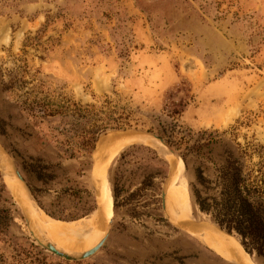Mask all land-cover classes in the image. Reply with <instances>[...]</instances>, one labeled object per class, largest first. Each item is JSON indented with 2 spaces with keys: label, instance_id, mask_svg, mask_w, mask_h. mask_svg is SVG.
Wrapping results in <instances>:
<instances>
[{
  "label": "rangeland",
  "instance_id": "1",
  "mask_svg": "<svg viewBox=\"0 0 264 264\" xmlns=\"http://www.w3.org/2000/svg\"><path fill=\"white\" fill-rule=\"evenodd\" d=\"M34 101L58 113L33 115ZM97 118L105 128L93 149H77L74 133ZM0 119V153L24 181L20 163L29 156L56 172L44 187L29 178L34 193L25 181L27 203L0 154V207L11 217L0 231V264H264L243 258L190 194L194 167L210 175L236 143L246 166L264 161V0H0ZM135 130L161 137L183 159L127 137ZM173 164L169 208L193 234L160 207ZM145 175L151 185L125 200ZM176 196L185 197V214ZM26 215L54 245L87 249L106 227L104 240L88 257L64 260L33 240ZM216 241L237 259L218 254Z\"/></svg>",
  "mask_w": 264,
  "mask_h": 264
},
{
  "label": "trees",
  "instance_id": "2",
  "mask_svg": "<svg viewBox=\"0 0 264 264\" xmlns=\"http://www.w3.org/2000/svg\"><path fill=\"white\" fill-rule=\"evenodd\" d=\"M34 105L38 107H32L31 111L38 117L58 113L57 110L46 107L45 103L34 101ZM113 113L112 107H105L107 120L116 121ZM98 120L102 119H95L91 129H80L74 133L77 137V149L87 152L93 149L97 135L105 128L104 123H98ZM2 124L0 119V134L4 132ZM61 130L68 135L67 129ZM246 155L245 148L236 143L234 148L223 150L221 161L213 166L210 175L200 166L194 167L190 194L197 210L209 216L218 228L233 233L245 253L249 256L254 254L264 257V161L260 159L251 166H246L242 160ZM55 166H59V163ZM20 170L31 193H34V189L29 183V178L38 181L42 187L56 178L54 164L40 156L22 159ZM161 174L163 175V172L158 173L160 177ZM151 178L148 175L142 177L138 186L127 194L125 200L148 188L152 183ZM111 196L115 204L117 192L114 191V185L111 188ZM10 218L8 210L0 207V231L8 224Z\"/></svg>",
  "mask_w": 264,
  "mask_h": 264
},
{
  "label": "bare ground",
  "instance_id": "3",
  "mask_svg": "<svg viewBox=\"0 0 264 264\" xmlns=\"http://www.w3.org/2000/svg\"><path fill=\"white\" fill-rule=\"evenodd\" d=\"M127 137H129V138H133V137H138V136H127ZM140 138H142V137H140ZM143 139V138H142ZM145 140V139H144ZM149 141V140H148ZM162 149V148H161ZM164 150V149H163ZM167 152V151H166ZM168 154H170V155H172L173 157V159L174 160H180L181 161V159L180 158H178L177 156H175V155H173L172 153H169V152H167ZM1 155H3L4 157H6V159H8V164H9V162H10V160H9V158L6 156V155H4V154H2V153H0ZM7 164V167L9 168V165ZM176 167H177V171H176ZM171 170H173V172H172V174H171V177L169 178V182H168V186H169V183L172 181V179H173V177L176 175L177 176V174H178V170H179V164H176V165H172L171 166ZM96 176H97V182H100V175L98 174V170H97V173H96ZM178 183H179V186H178V190H176L174 193H180V191H181V189H182V185H181V180H179L178 181ZM97 189H96V191H97V193H98V197H97V199H98V201H97V204H98V209H99V211H100V213H103V210H104V205H103V193H102V190L100 189V184L99 183H97ZM168 186H167V188H166V193H165V206H166V209H167V211L169 212V215H172V218L171 219H177L178 220V222H179V225H185V227L186 228H188V226L186 225V224H184L183 223V221H182V219L178 216V214L176 213V215H177V217L179 218H177L175 215H174V213L170 210V208H169V196H170V191H169V188H168ZM21 193L22 194H24L23 196H22V198L27 202V203H29L30 202V199L26 196V194L23 192V190H21ZM181 196V195H180ZM180 196H176L174 199H175V202H176V206H177V208H178V210L180 211V212H182V214H185L186 213V207H185V197L184 196H182V197H180ZM187 206V205H186ZM188 209V208H187ZM175 218H174V217ZM110 218H111V213H109L108 214V216H107V219H106V222L107 221H109L110 220ZM175 219V221H177ZM108 223V222H107ZM88 224V223H87ZM181 225V226H182ZM212 225V227L219 233V234H221V235H223V236H225V237H227L231 242H233L236 246H237V248H238V251H239V253L243 256V258H246V259H249L248 258V254L247 253H245L243 250H242V248H241V246L238 244V241L236 240V239H234V238H232V237H230V236H228V235H224L223 233H221V231H219V229L215 226V225H213V224H211ZM85 226V225H84ZM83 226V227H84ZM81 229H82V227H81ZM88 229V228H87ZM32 230L34 231V233H35V229H33L32 228ZM53 230V229H52ZM62 230V229H61ZM60 230V231H61ZM79 231V230H78ZM188 231H190V233H194V231H192L191 229L189 230V228H188ZM77 232V231H76ZM105 232H106V227H105V229H104V231H103V233H102V235H101V237L100 238H98V240L92 245V246H90L89 248H87V249H83V250H70V249H67V248H64V247H61V246H59V245H54L58 250H60L61 252H63V253H65L66 255H79V254H82V253H84V252H86V251H88L89 249H91L93 246H95L101 239H103L104 238V235H105ZM37 233H38V231H37ZM62 235H64L65 237L68 235H70V233H71V231L69 230H64L63 229V233L62 232H60ZM57 236V235H56ZM199 236V238L201 237V235H198ZM60 239V238H59ZM63 241V240H62ZM212 246H213V249L218 253V254H220L221 256H223V257H225V258H227V259H237V255H236V253L234 252V250L233 249H231L229 246H227L224 242H219V241H216V242H213L212 244H211ZM232 261V260H231ZM248 264H250V263H248Z\"/></svg>",
  "mask_w": 264,
  "mask_h": 264
},
{
  "label": "water",
  "instance_id": "4",
  "mask_svg": "<svg viewBox=\"0 0 264 264\" xmlns=\"http://www.w3.org/2000/svg\"><path fill=\"white\" fill-rule=\"evenodd\" d=\"M134 135L138 136V137H143V138L149 139L153 143H156L157 145L161 146L165 151H167L169 153H172L173 155H175L178 158H180L179 154H177L171 148L170 145H168L161 137L155 135L154 133H151V132H148V131H143V130H135L134 131ZM1 152L4 155L7 156V154H6V152L4 150L1 149ZM9 170L11 172L12 177L16 181V183L21 187L23 192L30 199L31 195H30V192H29V190L27 188V185H26L25 181L23 180L22 176L20 175L19 171L17 170V168L15 167V165L12 162H9ZM172 172H173V170L169 169V171L164 176V179H163V181L161 183V187H160V207H161V210L163 212V215H164L165 219L167 221H169V222H170L169 216H168V214L165 211V193H166V188H167L166 187L167 181L171 177ZM97 210H98V207H97ZM24 221H25V225H26V228H27L30 236L33 238L34 241H36V243H38L42 248H44L48 252H50L53 255H55V256H57V257H59L61 259H64V260L78 261V260H81L83 258H86L89 255H91L93 252H95L99 248V246L102 244V242L104 240V238L101 239L95 246H93L91 249H89L88 251H86V252H84L82 254H79V255H66L65 253H63L60 250H58L47 239L41 238L36 233H34L32 228L29 226V217L27 215L24 217ZM218 229L224 235H228V236H230V237H232V238H234V239H236L238 241V239L235 237V235L233 233L226 232L225 230L220 229V228H218ZM238 244H239V242H238Z\"/></svg>",
  "mask_w": 264,
  "mask_h": 264
}]
</instances>
